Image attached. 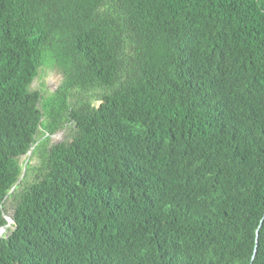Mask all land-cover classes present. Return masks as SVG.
<instances>
[{
    "label": "trees",
    "instance_id": "16d2710c",
    "mask_svg": "<svg viewBox=\"0 0 264 264\" xmlns=\"http://www.w3.org/2000/svg\"><path fill=\"white\" fill-rule=\"evenodd\" d=\"M34 145L0 264H264V0H0V227Z\"/></svg>",
    "mask_w": 264,
    "mask_h": 264
},
{
    "label": "rangeland",
    "instance_id": "374dc122",
    "mask_svg": "<svg viewBox=\"0 0 264 264\" xmlns=\"http://www.w3.org/2000/svg\"><path fill=\"white\" fill-rule=\"evenodd\" d=\"M59 80L57 81V83L55 84V85H52V83H53V81H52V76L51 75H46L45 76V78H44V81L43 80H41V76H38L35 80H34V82H33V84H32V88L33 89H39V84L40 83H42V81H43V87L44 86H47V84L48 83H50L53 87H51V89H53L54 90V87L56 88L57 86L59 87L60 86V80H62L61 79V77H59L58 78ZM58 82H59V84H58ZM53 90H51V91H53ZM70 132V131H69ZM69 132H64V133H60V134H58V135H56V137L57 138H59V140L58 141H60L61 140V142H62V140L63 141H71V137H69V136H67L68 135V133ZM26 160H27V157H23V158H21V163H25L26 162ZM33 163H36V161H33ZM24 179V178H23ZM34 180V178H31L30 180H29V182H31V181H33ZM23 181V180H22ZM21 181V183H23ZM28 182V183H29ZM20 185V184H19ZM26 186H27V183H25V184H22V187H20L19 188V190L18 191H22V189H24V188H26ZM17 203H18V197H9L5 202H4V205H3V209H4V214L6 215V216H13V213H14V211L16 210V206H17ZM5 224H6V221H5ZM13 224H11V225H9V226H7V228H6V230L4 231V233H3V238L4 237H6V236H9L11 233H12V231H13Z\"/></svg>",
    "mask_w": 264,
    "mask_h": 264
},
{
    "label": "flooded vegetation",
    "instance_id": "af4514ba",
    "mask_svg": "<svg viewBox=\"0 0 264 264\" xmlns=\"http://www.w3.org/2000/svg\"><path fill=\"white\" fill-rule=\"evenodd\" d=\"M48 74L52 76V81H53L52 85H55L57 83V81L59 80L58 79L59 77H61V79L63 80V75L57 69H52L50 71H47L46 73H44L43 71H40L38 76H41V80L44 81L45 76ZM62 80H60V84H61ZM43 81H42V83H43ZM42 83L39 84V89L42 88ZM58 84H59V82H58ZM52 85L50 83H48L47 86H45L44 91L53 90V89H51V87H53ZM57 88H58V86L56 88L54 87V90H56ZM65 131L66 132L70 131L67 136L72 137V133H73L72 129L70 128L69 124H66V126L63 129H61L58 132H56L55 134H53V135H55V137L50 139V147L54 144L61 142V140L58 141L59 138H57L56 135H58L60 133H64ZM62 142H64V141L62 140Z\"/></svg>",
    "mask_w": 264,
    "mask_h": 264
},
{
    "label": "water",
    "instance_id": "95a60500",
    "mask_svg": "<svg viewBox=\"0 0 264 264\" xmlns=\"http://www.w3.org/2000/svg\"><path fill=\"white\" fill-rule=\"evenodd\" d=\"M53 137H55V135H51V136H50V138H53ZM37 144H38V143H37ZM37 144H36V145H37ZM53 144H54V143H53ZM36 145H34V146L31 148V150L27 153V155L23 156V157H27V160H26V162H25L24 165H23V173H22L20 179L18 180V182L16 183V185L11 189V191H10V192L8 193V195L6 196V198L4 199L3 203H4V202L10 197V195H11L12 193L15 192V190H16L17 187H18V185H19V184L21 183V181L23 180V178H24V176H25V173H26V169H27V162H28L29 158L31 157V155H32V153H33V150L35 149ZM23 157H22V158H23ZM15 212H16V210L14 211L13 216H12V220H11L10 222L7 221V219H6V215H5L4 212H3V219L6 221V224L3 225V226H1L0 229H4V230H6L7 226L13 224V225H14V226H13V230H15V228H16V223H15V219H14ZM258 234H259V230H257V240H258ZM7 237H8V236H6V237H4V238H7ZM2 239H3V236L0 237V244H1V240H2ZM254 254H256V251H255ZM254 257H255V256H254ZM254 257H253V258H254Z\"/></svg>",
    "mask_w": 264,
    "mask_h": 264
},
{
    "label": "bare ground",
    "instance_id": "6f19581e",
    "mask_svg": "<svg viewBox=\"0 0 264 264\" xmlns=\"http://www.w3.org/2000/svg\"><path fill=\"white\" fill-rule=\"evenodd\" d=\"M7 221L10 222L12 219L10 217H6ZM4 229H0V237L3 236Z\"/></svg>",
    "mask_w": 264,
    "mask_h": 264
}]
</instances>
